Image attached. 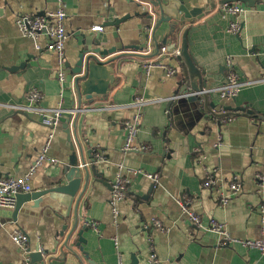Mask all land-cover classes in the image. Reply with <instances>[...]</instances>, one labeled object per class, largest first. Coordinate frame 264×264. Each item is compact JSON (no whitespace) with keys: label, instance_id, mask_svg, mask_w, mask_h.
<instances>
[{"label":"crops","instance_id":"0c3cea01","mask_svg":"<svg viewBox=\"0 0 264 264\" xmlns=\"http://www.w3.org/2000/svg\"><path fill=\"white\" fill-rule=\"evenodd\" d=\"M250 1L213 0V8L185 26L195 28L189 49L204 73V91L215 107L213 112L223 113L228 107L238 113L216 119L204 111L203 100L194 104L178 99L185 89L184 67L172 52L179 50L180 35L168 37L164 43L166 25L152 34L153 21L147 19L144 3L63 0L67 38L61 84L55 54L43 46L36 50L15 24L19 15L54 11L56 0H0V178L24 175L49 141L46 155L57 164L44 163L36 169L30 178V193L65 184L58 179L71 155L67 129L72 141L75 136L82 147L85 163H79V168L89 172V183L78 203L76 197L52 191L24 202L15 216L14 209L0 212V264H24L22 252L11 241L15 231L28 235L30 253L39 248L42 254L50 251L57 256L58 246L54 245L64 240L62 229L67 228L66 235L75 222V232L83 230L84 240L76 250L78 257L67 254L63 262L52 264H118L119 257L123 264H133V259L136 264H148L150 251L161 264H264V256L257 250L236 243L220 247L218 237L193 227L177 203L178 199L186 201L202 227L214 219L235 239L264 240L260 213L264 207V0ZM205 3L198 0L192 5ZM223 4H236L243 11L236 19L221 11ZM114 20L120 22L110 24ZM236 20L241 25L238 35L229 31V24ZM93 27H101V31L94 32ZM85 43L109 51L105 60L120 58L108 93L78 108L70 69ZM163 46L166 54L154 53ZM171 46L174 48L169 50ZM228 57L240 80L253 84L242 87L233 99H221L212 91L225 83ZM148 63L153 66L146 75ZM169 70L175 73L169 75ZM31 89L41 94L40 106L80 110L74 116L66 113L52 130L35 115L4 107L24 103ZM138 97L150 101L142 108L136 141L147 150L125 153L121 149L123 123L132 116L129 104ZM169 101H173L170 107ZM133 171L157 175L158 180L132 175ZM117 175L128 182L126 197L118 205L119 219L113 224L108 200ZM208 177L214 185L204 187ZM234 179L240 182L241 191L222 206L220 196ZM85 220L95 221L98 230L86 227ZM154 221L169 232L156 228Z\"/></svg>","mask_w":264,"mask_h":264},{"label":"built area","instance_id":"2783aa9c","mask_svg":"<svg viewBox=\"0 0 264 264\" xmlns=\"http://www.w3.org/2000/svg\"><path fill=\"white\" fill-rule=\"evenodd\" d=\"M57 8L54 11L45 12L43 15L28 16V15H19L16 18L15 24L19 33L34 42L36 50H41L42 46L46 52L55 54L57 58L58 65L60 70L57 71L58 81L63 84L64 82V73L62 70L64 59V43L67 38L65 30V19L66 13L64 8L63 0H56ZM147 10V9H146ZM221 11L224 14L235 17L236 19L240 16L243 9L236 4H223L221 6ZM94 32L101 31V27H93L91 29ZM229 31L234 35H238L241 31V25L238 20L233 21L229 24ZM43 44L41 45V42ZM160 54L164 55L167 53L166 47H161L159 49ZM172 55L179 57V50H173ZM153 65L148 63L145 68L146 75L149 74V71ZM158 66V65H157ZM226 66L228 68V74L225 79V83L213 90L212 92L216 93L221 99H233L238 94L239 90L247 85L253 84V82H244L241 81L237 73L232 69L231 58L226 59ZM174 70H169L168 74L173 75ZM42 99L41 94L31 89L27 92L25 97V102L22 104H4V107L14 111L16 113H21L24 115H35L39 118L41 124L45 127H48L52 130L56 129L63 116L67 113L71 116H74L78 113V109H73L70 111H65L60 108L49 109L43 106H40V101ZM150 101L142 97L135 98L130 104L129 108L132 109V116L124 121V143L122 145V151L125 153L134 152V151H145L147 147L145 145L136 144L137 135L139 127L141 124L142 118V108L146 106ZM52 135L49 136L51 138ZM49 147V141L42 149L41 153L38 154L36 159L33 161L32 165L28 171L19 177H5L0 178V212L3 210H12L16 205L17 196L19 194L30 193L32 188L30 185V178L33 176L36 169L42 164L46 163L48 165H56L57 161L54 158H50L46 155L47 149ZM99 160H104L103 157H100ZM144 175L146 178L150 179L153 182H157V175L145 174L140 171H133L132 175ZM258 179L261 177L258 176ZM127 180L124 179L121 175H117L114 181L111 183V193L108 200V204L111 211L112 223L116 224L119 219V210L118 205L121 203L127 194ZM204 187H210L214 185V181L211 177L204 182ZM241 191V184L238 180L234 179L231 181L225 192L221 194L219 203L222 206H226L230 201L231 197L236 195ZM177 203L182 211V213L188 216V221L195 228H201L202 230L216 235L219 239L218 245L224 247L230 244H239L242 247H245L249 250H257L260 255L264 256V240H253V239H235L231 237L223 223H220L214 219H210L207 227H202L201 219L198 215L190 212L187 208L186 201L178 199ZM260 213L264 216V207L260 208ZM84 225L95 231L98 230L97 223L92 220H85ZM153 225L161 231L166 233L169 232L167 227H164L163 224L159 221H154ZM11 241L13 244L22 252L24 264H29L30 262V251L28 249L29 237L26 233L21 231H15L11 235ZM115 246L117 245V239L113 240ZM38 252L42 254V250L38 248ZM118 264H123L122 259L119 257ZM148 264H161L154 254L150 251L148 256ZM172 264V263H166Z\"/></svg>","mask_w":264,"mask_h":264},{"label":"water","instance_id":"95a60500","mask_svg":"<svg viewBox=\"0 0 264 264\" xmlns=\"http://www.w3.org/2000/svg\"><path fill=\"white\" fill-rule=\"evenodd\" d=\"M127 2H140L147 6V19L153 21L152 34L155 33L162 25H166L167 33L164 37V43L168 37H175L180 35L181 43L179 47V57L178 59L183 63L184 73V91L179 93V100L184 99L188 102L196 104L198 101L203 100L204 111L210 113L216 119H221L225 117L238 116V113H233L231 108H223V113L217 111L213 112L215 108L213 104L209 103L208 93L205 92L206 81L203 79L204 73L196 66L192 54L190 52V34L194 32L195 28L185 27L187 23L192 22L194 19H201L209 9L214 7L212 3L213 0H205L206 3L201 7H193V3L198 0H125ZM230 1H241L244 3L251 4L250 0H230ZM120 20H114L112 25H117ZM183 31L181 32V30ZM94 44H97L95 42ZM174 46L169 48L173 49ZM158 48L154 53H158ZM110 52L101 50L99 47H92L91 43H85L81 51L77 54V60L74 67L70 69V74L73 76L72 85L74 93L77 97L78 108H80L81 103L88 104L93 103L95 100L102 98L108 93L109 88L115 82V62L120 58L119 55L111 57L109 59L105 58L109 56ZM154 55V54H153ZM68 69L70 65H65ZM173 101H169L167 106L170 107ZM76 119L73 122V129L75 130ZM67 142L69 144V150L71 155L69 156L68 163L63 166L58 182L64 183L63 185L57 187L56 189L39 191L33 193L19 194L17 196L16 205L14 207V214L18 212L20 206L24 202L30 200L36 201L42 196H45L52 191L62 192L69 195L76 202L80 200L86 187L89 183V172L87 168H79V163L84 164V157L82 152V147L74 136L72 141L69 130ZM83 181V186H82ZM82 186V189L80 190ZM80 190V193H79ZM40 201L38 202V204ZM36 205V202H35ZM76 222L73 224L71 229L65 235L67 228L64 227L60 233V237L64 240L58 245L55 243L54 248L58 246L59 253L57 256L51 255L50 251H45L43 254L34 250L31 252L30 262L39 264H52V262H63L66 259L67 254H71L75 257L77 256L76 250L79 249L80 243H84L82 239L83 230L75 232ZM84 231H87L85 229ZM46 257V259H44ZM133 264H136V259H133Z\"/></svg>","mask_w":264,"mask_h":264}]
</instances>
